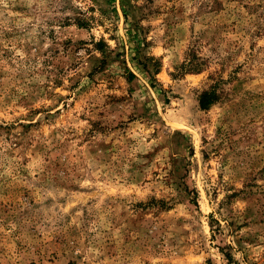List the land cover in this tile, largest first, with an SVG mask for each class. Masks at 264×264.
Instances as JSON below:
<instances>
[{"label": "rangeland", "instance_id": "obj_1", "mask_svg": "<svg viewBox=\"0 0 264 264\" xmlns=\"http://www.w3.org/2000/svg\"><path fill=\"white\" fill-rule=\"evenodd\" d=\"M0 264H264V0H0Z\"/></svg>", "mask_w": 264, "mask_h": 264}, {"label": "trees", "instance_id": "obj_2", "mask_svg": "<svg viewBox=\"0 0 264 264\" xmlns=\"http://www.w3.org/2000/svg\"><path fill=\"white\" fill-rule=\"evenodd\" d=\"M215 94L212 91L204 92L199 99V106L201 109H206L215 101Z\"/></svg>", "mask_w": 264, "mask_h": 264}]
</instances>
